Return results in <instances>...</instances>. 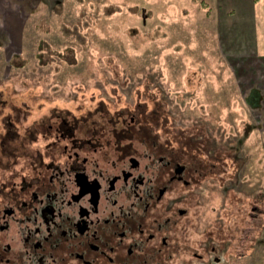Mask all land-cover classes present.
I'll use <instances>...</instances> for the list:
<instances>
[{
    "label": "rangeland",
    "instance_id": "374dc122",
    "mask_svg": "<svg viewBox=\"0 0 264 264\" xmlns=\"http://www.w3.org/2000/svg\"><path fill=\"white\" fill-rule=\"evenodd\" d=\"M247 2L38 0L21 51L9 54L11 37L0 35V85L8 89L3 97L15 93V107H70L64 103L72 91L77 104L105 77L128 79L122 90L134 96L147 78L156 82L149 91L171 111L172 134L187 137L199 170L194 190L173 196L172 205L187 213L169 230L166 264H264V120L253 111L264 98L256 89L247 98L250 85L233 64L251 47Z\"/></svg>",
    "mask_w": 264,
    "mask_h": 264
},
{
    "label": "flooded vegetation",
    "instance_id": "af4514ba",
    "mask_svg": "<svg viewBox=\"0 0 264 264\" xmlns=\"http://www.w3.org/2000/svg\"><path fill=\"white\" fill-rule=\"evenodd\" d=\"M124 79L43 110L15 107L0 85V264H166L169 230L187 213L173 196L194 190L196 156L174 138L153 78L134 83L136 96Z\"/></svg>",
    "mask_w": 264,
    "mask_h": 264
},
{
    "label": "crops",
    "instance_id": "0c3cea01",
    "mask_svg": "<svg viewBox=\"0 0 264 264\" xmlns=\"http://www.w3.org/2000/svg\"><path fill=\"white\" fill-rule=\"evenodd\" d=\"M37 1L0 0V35L11 37V49L5 46L9 54L21 51L23 30L32 15L31 11L36 7ZM247 3L251 7L248 18L251 21V27L254 28L252 35L249 34L251 47L245 49V55L242 57L243 62L236 61V55L233 56L232 58L235 60L233 64L235 67L238 66L237 74L240 75L242 82L250 85L247 88V98L252 94L250 92L253 89L258 90L264 98V0H248ZM253 111L257 113L256 116H262L261 120H264V100L263 106L254 108Z\"/></svg>",
    "mask_w": 264,
    "mask_h": 264
}]
</instances>
